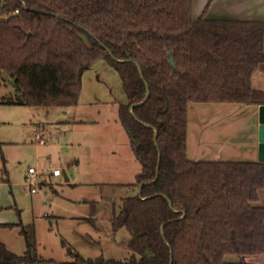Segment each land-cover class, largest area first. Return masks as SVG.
<instances>
[{
    "label": "trees",
    "instance_id": "16d2710c",
    "mask_svg": "<svg viewBox=\"0 0 264 264\" xmlns=\"http://www.w3.org/2000/svg\"><path fill=\"white\" fill-rule=\"evenodd\" d=\"M192 9L193 0H0V86L13 87L0 103L76 106L83 69L99 60L117 71L127 96L119 120L142 163L130 185L146 183L110 221L113 232H130L131 255L91 258L69 248L72 264H256L242 257L264 254V162L188 156L191 102L264 103L252 84L264 69V21L194 19ZM0 172L9 180L3 155ZM14 225L26 249L0 241V264L55 262L38 254L34 223H0Z\"/></svg>",
    "mask_w": 264,
    "mask_h": 264
},
{
    "label": "rangeland",
    "instance_id": "374dc122",
    "mask_svg": "<svg viewBox=\"0 0 264 264\" xmlns=\"http://www.w3.org/2000/svg\"><path fill=\"white\" fill-rule=\"evenodd\" d=\"M196 10L194 3L193 18ZM12 92V86H0V96ZM126 102L120 75L105 60H99L83 69L76 106L0 103V167L3 155L9 176L8 182L2 180L0 172V183L7 182V193L15 196L17 216L20 211L24 223H34L38 254L55 261L46 264H72L69 248L84 257L130 258L126 246L130 232L126 228L113 232L110 221L113 207L120 208L123 197L139 193V187L114 183L135 182L142 169L119 120V106ZM189 106L195 149L210 152L191 159L257 160L251 144L257 131L255 104L191 102ZM75 119L84 122L70 124ZM43 125L47 143L36 139V129ZM235 130L238 133L231 144L241 146L238 153L216 156L215 144L230 138ZM49 163L61 169L60 176L49 177ZM29 166L47 173V182L35 185V193L26 184ZM57 213L62 217L55 216ZM91 217H95L96 226L89 221ZM0 240L16 253L26 249L18 225L0 226ZM255 258L242 257L249 262Z\"/></svg>",
    "mask_w": 264,
    "mask_h": 264
},
{
    "label": "crops",
    "instance_id": "0c3cea01",
    "mask_svg": "<svg viewBox=\"0 0 264 264\" xmlns=\"http://www.w3.org/2000/svg\"><path fill=\"white\" fill-rule=\"evenodd\" d=\"M194 3H195V7H197V10H196L197 13L196 14L198 17L203 12H205V17L208 19L263 20L264 21V0H193V5H194ZM197 16L194 19H196ZM252 84L255 88L264 90V69L258 68L255 70V72L253 73V77H252ZM259 106H260V104L256 105V111H255V115L257 117L256 138L254 139V141L251 142V144L253 145L254 156L257 160H258V156H259V138H258ZM191 120H192V118H191ZM191 120H190V111H189L188 112V156L191 158V156L192 157L203 156L205 154L210 153V152H208V150H205V149L204 150L200 149L198 151L195 149L196 145L193 141L196 140V138L193 137V139H192V128L193 127L190 124ZM79 121H82V123L84 122V120H76L75 119V120H72V122H70V124H73L75 126L80 125V123H76ZM194 123H195V121H192V124H194ZM41 127L43 129H45L44 125L40 126L38 129H40ZM38 129H36V132ZM45 132H46V129H45ZM237 133L238 132L235 130L230 135V138L227 137L226 139H222L218 143H216L215 144L216 145V152L214 154H216V156H220V155L224 154V156H226V157L234 156L235 154H237L238 153L237 149L241 148V146H238L237 144H233V145L231 144L232 139L235 137V135ZM229 144H231V145H229ZM200 146L201 147H199V148H202V145H200ZM130 148H131V144H130ZM131 150H132V148H131ZM140 163H141V161H140ZM141 165H142V163H141ZM37 170H39V173H40L39 183L40 182L46 183L47 182V173L45 172V170H43V169L41 170L39 168H37ZM47 172L49 174V177L53 176L50 171L47 170ZM29 177H30V175H29V172L27 170L25 173L27 187L29 188V190L32 193H35L38 190L36 189V191H32V187H35V185L33 186V185L29 184ZM54 177H56V176H54ZM1 178L3 180L2 175H1ZM8 181L9 180H7V182ZM7 182L0 183V223H17L21 219V217H20L21 215L19 216V214H18V216H17V213L15 212V210H13L14 208L15 209L18 208L17 207L18 206L17 200H16L15 196L7 193V187H8ZM114 183L119 184V185H127V184H130L133 182L120 181V182H114ZM258 203L260 205L264 206V189L261 190V192H260V199H259ZM4 208L7 209V211H5ZM114 208H115V206L113 207V212H114ZM94 209L95 208L93 205L92 210L94 211ZM112 215H113V213H112ZM55 216L62 217V215L59 213H57V215H55ZM92 218L95 219V217H92ZM0 241L5 243L3 240H0ZM255 256H256V258L253 262H255L256 264H264V254L255 255Z\"/></svg>",
    "mask_w": 264,
    "mask_h": 264
},
{
    "label": "water",
    "instance_id": "95a60500",
    "mask_svg": "<svg viewBox=\"0 0 264 264\" xmlns=\"http://www.w3.org/2000/svg\"><path fill=\"white\" fill-rule=\"evenodd\" d=\"M86 31H88L87 28H84ZM91 33V32H90ZM91 35H93L91 33ZM95 37V35H93ZM97 39V37H95ZM99 40V39H98ZM102 43V42H101ZM103 46H105L102 43ZM106 47V46H105ZM115 58V57H114ZM170 62L171 64L176 67L175 61L173 59V57L170 58ZM135 63L138 66V69L140 70L141 76L143 77V72H142V67L141 65L135 61ZM150 94V89L149 86L147 85V96L146 99L149 97ZM165 100L167 101V99L165 98ZM144 101H140V102H136V103H132L131 104V112L133 113V108L137 105L142 104ZM134 114V113H133ZM156 129V128H155ZM157 129H156V136H157ZM258 138H259V156H258V161H263L264 162V103L260 104L259 106V131H258ZM156 179V178H155ZM146 183L145 181L141 182L140 186H139V194L141 193V186Z\"/></svg>",
    "mask_w": 264,
    "mask_h": 264
},
{
    "label": "built area",
    "instance_id": "2783aa9c",
    "mask_svg": "<svg viewBox=\"0 0 264 264\" xmlns=\"http://www.w3.org/2000/svg\"><path fill=\"white\" fill-rule=\"evenodd\" d=\"M46 132L45 129H38L36 132V139L40 142V143H47V139H46ZM48 171L51 172V174L53 176H59L61 175L62 171L60 168H53L51 163H49V168ZM28 172H29V184L30 185H37L39 183V170H37V168L35 166H29L28 168ZM32 191H36V187H32Z\"/></svg>",
    "mask_w": 264,
    "mask_h": 264
}]
</instances>
